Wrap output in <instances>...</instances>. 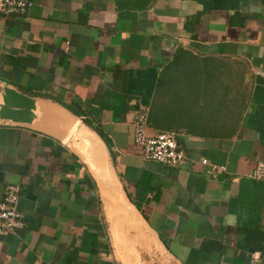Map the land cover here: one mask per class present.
<instances>
[{"label": "crops", "instance_id": "crops-1", "mask_svg": "<svg viewBox=\"0 0 264 264\" xmlns=\"http://www.w3.org/2000/svg\"><path fill=\"white\" fill-rule=\"evenodd\" d=\"M26 1L0 15V92L35 101L29 124L0 122V199L19 187L24 225L0 237V264H142L146 233L175 264H264V181L248 177L264 158V0ZM219 61L222 120L219 71L197 68ZM138 104L148 136L175 135L180 166L142 159Z\"/></svg>", "mask_w": 264, "mask_h": 264}, {"label": "built area", "instance_id": "built-area-1", "mask_svg": "<svg viewBox=\"0 0 264 264\" xmlns=\"http://www.w3.org/2000/svg\"><path fill=\"white\" fill-rule=\"evenodd\" d=\"M31 2L26 0H0V15L3 18L21 16L31 7ZM148 110L138 104L132 122V141L142 151L144 161H152L168 168H176L184 159L175 135L169 132L156 133L152 136L146 134V120ZM205 168L207 175L225 172L222 165L208 162L205 158L198 161ZM253 181H264V158L256 162L249 174ZM19 187L7 184L0 199V237L17 236L23 229V218L17 210Z\"/></svg>", "mask_w": 264, "mask_h": 264}, {"label": "water", "instance_id": "water-1", "mask_svg": "<svg viewBox=\"0 0 264 264\" xmlns=\"http://www.w3.org/2000/svg\"><path fill=\"white\" fill-rule=\"evenodd\" d=\"M35 101L23 94L3 86L0 92V122L24 125L34 118ZM73 115V114H72ZM72 143L78 144V137L74 131Z\"/></svg>", "mask_w": 264, "mask_h": 264}, {"label": "trees", "instance_id": "trees-1", "mask_svg": "<svg viewBox=\"0 0 264 264\" xmlns=\"http://www.w3.org/2000/svg\"><path fill=\"white\" fill-rule=\"evenodd\" d=\"M225 64H222L220 61L218 63H214V65H212L211 63H206L205 64L203 63V66H200V67H197L198 69H204L207 70V69H211V68H214L215 69H218L219 71V74H220V98H221V101H220V112H221V120L222 118H225L226 119V115H227V102L226 101H223V97L225 98V93L224 90H225V86L224 85H227L225 81V78L223 77V71L225 70ZM203 83L205 84L206 86V78H203ZM206 102V100L204 101V103ZM236 103V102H235ZM66 109L68 111H70L73 115L75 116H82L80 114H77V113H74L72 112L69 108L66 107ZM242 110H243V106H239V105H236L234 108H229V114L231 112L234 113V126L237 127L238 124H239V120L241 118V114H242ZM152 115V114H151ZM82 124L85 125L86 127H88L91 131H93L98 137L99 139L103 142V144L105 145V147L107 148L108 146V142L107 140L104 138L103 134L101 133V131L98 129V126L96 125H93L89 120H86L85 118H83L82 120ZM231 126V124H230ZM222 127H226V124H222L221 122V128Z\"/></svg>", "mask_w": 264, "mask_h": 264}, {"label": "rangeland", "instance_id": "rangeland-1", "mask_svg": "<svg viewBox=\"0 0 264 264\" xmlns=\"http://www.w3.org/2000/svg\"><path fill=\"white\" fill-rule=\"evenodd\" d=\"M240 88L242 85H238ZM118 227L121 234L125 235L126 237L133 238L136 237V233H134V230H132L130 226V222L128 220H125L124 218H118ZM149 235L148 233H146ZM146 234L141 238L142 239V245L143 247H139L140 249L138 251V257L139 261L142 264H175L174 261L170 259H166L165 256L158 255L153 251L152 248L149 247V244L146 240ZM110 242V239H109ZM111 243V242H110Z\"/></svg>", "mask_w": 264, "mask_h": 264}]
</instances>
